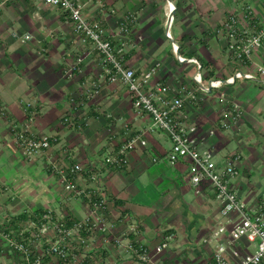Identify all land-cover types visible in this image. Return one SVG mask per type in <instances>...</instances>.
<instances>
[{
  "label": "crops",
  "instance_id": "obj_1",
  "mask_svg": "<svg viewBox=\"0 0 264 264\" xmlns=\"http://www.w3.org/2000/svg\"><path fill=\"white\" fill-rule=\"evenodd\" d=\"M244 1L257 11L264 29V0H106L117 10L115 15L100 13L93 3L86 10L91 16L103 15L108 37L114 36L122 15L137 13L125 60L138 74L160 63L153 82L186 91L201 87L195 79L198 75L205 86L213 79L224 81L200 103L187 105L185 112L199 129L201 146L215 152L220 166L233 153L242 156L233 184L245 203L256 207L264 200V85L258 79L226 82L237 67L227 39L217 32ZM78 57L83 58L80 64ZM97 84L100 91L88 96L86 92ZM26 101L39 106L33 131L57 138L32 160L14 145L9 128L10 122L21 125L26 120L22 105ZM0 103L8 111L7 119L0 118L1 230H18L22 216L45 211L64 217L69 224L85 217L86 204L65 194L49 162L93 163L118 228L131 224L123 220L127 215L137 219L139 230L132 236L150 249L165 236L173 237L159 256L161 264H216L213 255L218 241L213 235L223 217L214 191L209 185L193 186L185 162L172 165L168 161L169 137L150 130V115L136 113L124 84L106 79L101 56L80 41L65 11L44 0H14L3 9ZM234 105L240 113L237 120ZM226 113L228 129L221 126ZM130 128L145 131L147 146L129 152L125 166L102 168L103 159L128 139ZM77 182L89 184L86 177ZM238 247L243 252L255 250L246 239ZM88 253L87 264H140L112 244L101 243ZM16 263V254L0 235V264Z\"/></svg>",
  "mask_w": 264,
  "mask_h": 264
},
{
  "label": "built area",
  "instance_id": "obj_2",
  "mask_svg": "<svg viewBox=\"0 0 264 264\" xmlns=\"http://www.w3.org/2000/svg\"><path fill=\"white\" fill-rule=\"evenodd\" d=\"M14 0H0V16L3 9ZM48 5L66 12L73 30L80 41L90 44L102 59L106 79L111 83L124 84L131 96L133 108L137 114L150 115V130L165 133L171 141L167 155L172 165L180 162L187 164L189 178L193 186L209 185L214 191L223 217L216 227L213 239L218 241L213 259L216 264H264V200L256 207L248 206L235 188L233 181L238 175L237 164L242 156L239 153L229 155L223 165H219L215 152L201 146L199 129L188 121L185 112L187 105L200 103L212 87H220L224 81L213 79L210 86L201 82L200 75L195 76L201 87L179 91L176 87L163 82H153L160 63L150 66L143 73L129 67L125 56L129 50V34L138 21V15L127 12L119 19V26L113 37H108L103 25V15L91 16L86 8L93 3L101 11L115 15L117 10L108 6L106 0H44ZM217 32L227 39V50L237 70L234 76L226 79L234 83L238 78L258 79L264 85V29L254 7L244 1L239 9L233 11L228 19L217 28ZM26 39L30 35L25 36ZM181 62L185 58L179 56ZM83 61L77 58V64ZM195 62L198 63L197 60ZM200 64V63H199ZM79 69V67H77ZM87 91L93 97L98 93L99 85ZM75 99H70L73 105ZM26 120L20 125L10 122L9 128L14 145L24 157L32 160L51 148L56 137L33 131V125L39 113L35 101L23 104ZM235 120L240 113L238 105ZM221 126L230 127L229 116L225 114ZM0 118L7 119L8 111L0 103ZM65 121L70 122L67 118ZM214 134V130L209 131ZM145 131L129 129V137L101 162V167L117 168L128 164L127 154L147 146ZM53 174L58 176L65 194L70 198H79L88 208L85 217L69 224L64 217L45 211L39 216L29 215L23 219L18 230H1L9 249L16 254V264H87L89 249L99 244H112L120 251L130 254L136 263L161 264L159 256L170 247L172 236H165L155 249H150L132 235L139 230L140 222L126 216L131 224L127 228H118L109 213L108 197L95 164L82 162L63 166L49 162ZM88 185L77 182L85 178ZM223 236V240L221 241ZM246 239L255 246L253 252H243L238 247ZM90 247V248H89Z\"/></svg>",
  "mask_w": 264,
  "mask_h": 264
},
{
  "label": "trees",
  "instance_id": "obj_3",
  "mask_svg": "<svg viewBox=\"0 0 264 264\" xmlns=\"http://www.w3.org/2000/svg\"><path fill=\"white\" fill-rule=\"evenodd\" d=\"M25 218H27V217H25V216L23 217V216H22V219H25Z\"/></svg>",
  "mask_w": 264,
  "mask_h": 264
},
{
  "label": "bare ground",
  "instance_id": "obj_4",
  "mask_svg": "<svg viewBox=\"0 0 264 264\" xmlns=\"http://www.w3.org/2000/svg\"><path fill=\"white\" fill-rule=\"evenodd\" d=\"M172 8H174V6L172 5Z\"/></svg>",
  "mask_w": 264,
  "mask_h": 264
},
{
  "label": "rangeland",
  "instance_id": "obj_5",
  "mask_svg": "<svg viewBox=\"0 0 264 264\" xmlns=\"http://www.w3.org/2000/svg\"><path fill=\"white\" fill-rule=\"evenodd\" d=\"M171 142V141H170ZM172 144V143H171Z\"/></svg>",
  "mask_w": 264,
  "mask_h": 264
}]
</instances>
